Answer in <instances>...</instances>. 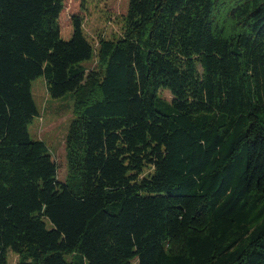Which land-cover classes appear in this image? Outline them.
<instances>
[{"label":"trees","instance_id":"16d2710c","mask_svg":"<svg viewBox=\"0 0 264 264\" xmlns=\"http://www.w3.org/2000/svg\"><path fill=\"white\" fill-rule=\"evenodd\" d=\"M65 2L0 0V264H264V0H128L97 44Z\"/></svg>","mask_w":264,"mask_h":264},{"label":"rangeland","instance_id":"374dc122","mask_svg":"<svg viewBox=\"0 0 264 264\" xmlns=\"http://www.w3.org/2000/svg\"><path fill=\"white\" fill-rule=\"evenodd\" d=\"M128 9V0H89L82 8L78 0H66L65 9L60 17L62 38L71 39L72 16L79 15L84 18L85 33L89 40L95 44L100 37L115 39L122 34L123 16ZM92 62L86 66L92 67ZM35 102L41 112L29 127L32 140L44 141L59 166V181L64 182L67 177L66 138L70 125L74 119L73 100L71 95L67 98L51 99L47 92L46 81L41 77L32 85ZM162 96L171 101L169 92H162ZM17 257L10 254L9 264H16Z\"/></svg>","mask_w":264,"mask_h":264}]
</instances>
